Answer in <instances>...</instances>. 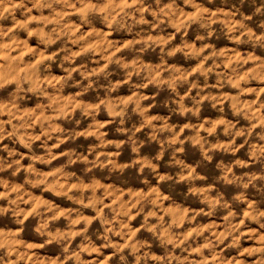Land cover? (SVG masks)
Wrapping results in <instances>:
<instances>
[{"label": "clouds", "instance_id": "1", "mask_svg": "<svg viewBox=\"0 0 264 264\" xmlns=\"http://www.w3.org/2000/svg\"><path fill=\"white\" fill-rule=\"evenodd\" d=\"M0 264H264V0H0Z\"/></svg>", "mask_w": 264, "mask_h": 264}]
</instances>
